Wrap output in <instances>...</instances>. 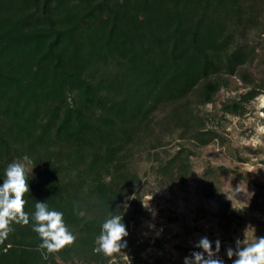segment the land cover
I'll return each instance as SVG.
<instances>
[{"label": "trees", "instance_id": "trees-1", "mask_svg": "<svg viewBox=\"0 0 264 264\" xmlns=\"http://www.w3.org/2000/svg\"><path fill=\"white\" fill-rule=\"evenodd\" d=\"M258 1L0 0V186L19 157L63 169L64 182L27 176L25 211L31 216L36 202H46L63 213L74 243L92 252L105 219L120 215L128 175L122 147L155 112L189 95L198 105L213 101L221 74L244 62L243 47L227 48L225 21H239ZM255 94L248 89L224 109L238 113ZM192 135L201 144L215 137L201 129ZM91 193L93 216L82 209ZM11 227L0 264H44L71 249L39 248L31 221Z\"/></svg>", "mask_w": 264, "mask_h": 264}, {"label": "rangeland", "instance_id": "rangeland-1", "mask_svg": "<svg viewBox=\"0 0 264 264\" xmlns=\"http://www.w3.org/2000/svg\"><path fill=\"white\" fill-rule=\"evenodd\" d=\"M249 16L254 20L247 21ZM223 34L230 36L229 50L244 48V62L221 74L225 82L213 101L198 105L189 95L155 112L118 154L128 174L117 202L127 218V246L104 256L73 243L67 255L55 253L44 264H183L184 257L201 251L195 245L202 237L212 241L213 250L219 240V257L233 264L236 257L229 259L226 250L244 239L246 229L248 242L264 237V0L239 21L226 20ZM251 88L256 94L241 103L240 112L224 109ZM195 129L215 137L201 144L192 137ZM176 155V165L163 167ZM43 163L29 166L33 182L44 175L68 179L63 169L47 171ZM85 197L89 207L82 209L93 216L95 197Z\"/></svg>", "mask_w": 264, "mask_h": 264}, {"label": "clouds", "instance_id": "clouds-1", "mask_svg": "<svg viewBox=\"0 0 264 264\" xmlns=\"http://www.w3.org/2000/svg\"><path fill=\"white\" fill-rule=\"evenodd\" d=\"M33 161L24 156L22 161L10 163L0 186V242L5 240L13 230V223L28 225L32 222V230L38 234L39 248L46 249L48 253L59 252L66 246L72 245L76 236L69 230L63 219V213L49 208L46 202H36L35 211L31 216L25 211L27 201L24 199L29 193L27 171ZM34 168V167H33ZM32 168V169H33ZM143 206L152 211L149 205ZM155 215V212H152ZM154 227V225H149ZM248 229L244 232V239L235 241V248L229 247L226 254L229 259L234 256L233 264H264V237H254L248 242ZM129 235L123 222L122 215H111L105 219L101 226V232L96 240L93 251L104 256H112L127 246L126 237ZM201 251H193L184 257L183 264H224L219 257L221 242L213 243L207 237H202L195 245Z\"/></svg>", "mask_w": 264, "mask_h": 264}, {"label": "bare ground", "instance_id": "bare-ground-1", "mask_svg": "<svg viewBox=\"0 0 264 264\" xmlns=\"http://www.w3.org/2000/svg\"><path fill=\"white\" fill-rule=\"evenodd\" d=\"M261 103L264 104V99L261 100Z\"/></svg>", "mask_w": 264, "mask_h": 264}]
</instances>
